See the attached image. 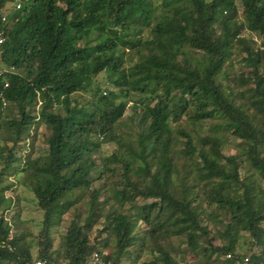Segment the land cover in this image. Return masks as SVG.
<instances>
[{
  "label": "trees",
  "instance_id": "obj_1",
  "mask_svg": "<svg viewBox=\"0 0 264 264\" xmlns=\"http://www.w3.org/2000/svg\"><path fill=\"white\" fill-rule=\"evenodd\" d=\"M240 3L242 23L235 0H0V68L29 74L0 77V184L10 181L0 186V206L17 177L44 213L42 235L27 239L22 230L10 235L1 211L0 264H82L111 243L126 264H180L163 242L181 237L180 252L195 259L202 237L212 255H230L221 264H243L247 239L261 249L251 261H264V188L255 178L264 183V0ZM6 4L14 12L4 24ZM234 54L243 65L231 77L224 66ZM102 73L111 88L96 86L82 104L73 98ZM128 103L143 106L148 118L123 136L117 128ZM216 118L225 121L219 136L192 138L202 121ZM40 124L47 154L23 160ZM229 138L238 141L236 154L224 157ZM243 156L252 173L240 180ZM97 163L105 174L120 164L122 188H91ZM70 212L55 249L51 229ZM216 213L227 222L229 242L221 247L201 225ZM138 223L147 227L141 236Z\"/></svg>",
  "mask_w": 264,
  "mask_h": 264
},
{
  "label": "rangeland",
  "instance_id": "obj_2",
  "mask_svg": "<svg viewBox=\"0 0 264 264\" xmlns=\"http://www.w3.org/2000/svg\"><path fill=\"white\" fill-rule=\"evenodd\" d=\"M154 2H162V0H154ZM236 9H237V22L242 23V7L240 0H235ZM14 12V6L11 4H6V6L1 11V20L2 17H6V23L8 22V19L13 15ZM3 23V22H2ZM250 32L247 30L242 31V36L244 38H248L249 36L253 37L252 40H254L257 45H260L261 39L257 35L249 34ZM127 59L133 58L134 54L133 52H126ZM243 65V61L241 59V56L239 55H232L229 62H227L224 66V69L228 71L231 75V77H234L237 73L240 72L241 67ZM14 72H18L21 75L28 76L29 74L25 69H22L20 72L13 70ZM218 81H221L224 83L225 86H228L230 82H223L221 76H218ZM98 86L102 91H107L109 88H111L110 82L107 80L106 75L104 73L97 76L92 84L88 87L89 92H80L73 96L76 101L79 103H85L91 96L92 90ZM104 95V94H103ZM38 107H36L37 110ZM13 114L16 115V112H13ZM147 113L145 111V108L143 106L139 107L136 106L134 103H128L126 106V110L124 113V116L122 120L120 121V124L118 125L117 131L122 134L123 136H128L129 134H134L136 132L135 126L140 129L142 127V121H147ZM261 117L258 118L257 121L253 122V125L257 128H260L259 123L261 121ZM136 124H135V123ZM225 124V121L222 119H212V120H205L201 122V129L199 133L192 135L193 139H196L197 137L202 138L205 135H220L222 131L225 130V128H222V125ZM213 125H219L221 127L216 128L213 127ZM47 133L46 126L44 124H40L37 130H34L33 128L30 130V137L28 139L27 145L25 150L23 151V160L26 157L30 158H38L45 156L47 154L48 148L46 143L44 142L45 135ZM238 141L233 140L229 138L228 140H225V143L223 144V147H221V152L224 157L232 156L233 154H236V145ZM2 146V142H0V148ZM239 151V150H238ZM92 158L98 159V155L93 153ZM243 163L239 168L238 171V177L240 180L246 179L250 176L252 171L250 170L249 163L246 160V158L243 156ZM97 166L92 170V180H91V188H98L99 186L106 183L107 187H110L112 183L118 185L122 188L123 184L120 183L121 173L122 170L121 165L118 163L110 164V166L115 169L114 173H103V169L101 166L97 163ZM137 166V164L135 165ZM102 172V174H101ZM101 174L100 178H97L98 174ZM256 180L260 183L261 188H264V183H261L260 179L257 178V175H255ZM14 186H12L9 190L4 192V203L0 206V213L1 211H4V217L5 221H7L8 224H11L10 229V235L14 231L22 230L26 236L27 239H33V238H39L40 235H42L43 230V218L44 213L37 207V201L32 193V191L26 187H23L19 184V178L13 177L10 179ZM10 181H2L0 186L4 187L6 186ZM108 183V184H107ZM241 194V191H240ZM100 201H103V197H100ZM82 207V203L79 202L74 207ZM74 209V208H73ZM72 209V210H73ZM207 214H209L208 210H206ZM71 213H66L62 217L61 223L57 227H53L50 232V236L52 238L53 247L56 249V247L59 245V238L60 236L64 235L66 228L68 227L70 221H71ZM210 217V216H209ZM208 215H204L201 217L202 226L206 227L209 231V237L208 239H211V245L214 247H221L223 245H227L229 242L228 237H224L222 235L225 228H226V221L224 218V215H221L220 213H216L211 215L212 222H209ZM264 225V224H263ZM8 226V225H7ZM96 228L93 229L91 235L89 236L90 239H92L94 236H96ZM147 227L144 226L142 223H138L136 227V233H138L139 236L143 234L144 231H146ZM105 237V234H103L101 237L97 239H102ZM246 237V236H245ZM181 242L184 244L186 243V239L184 237H181L180 243L175 239L171 238L170 241L163 242L165 247L167 244L170 245L169 252L170 254L177 258L178 261H180V264H221L225 260H227V256L224 258V256L219 255H212L209 250L210 248L207 246V242L204 240V238L197 239L199 247H197V259L194 258L195 254L193 252H190L188 250L185 253L180 252L179 246L181 245ZM113 243H111L107 247H103L98 245L96 247V250H99V252H103L106 254V256L110 257L111 260L113 259H120L119 263L122 262H128L131 263L130 260H127L125 256H121V252L116 251L114 248ZM185 247V246H184ZM206 248V251L203 249ZM208 248V250H207ZM185 249V248H184ZM134 250V249H132ZM245 251L247 255L244 258L243 264H245V259H248L251 264H254L255 262L252 260L251 257L255 256L256 258L259 257V253L261 251L260 248L254 247L251 245V241L247 239V245L245 248ZM31 252L33 254V258L35 259L37 257L36 250L31 249ZM151 254L145 253L143 254L140 259L143 260L145 257H149ZM155 255V253L153 254ZM135 257V254H134ZM259 261V260H257Z\"/></svg>",
  "mask_w": 264,
  "mask_h": 264
},
{
  "label": "built area",
  "instance_id": "obj_3",
  "mask_svg": "<svg viewBox=\"0 0 264 264\" xmlns=\"http://www.w3.org/2000/svg\"><path fill=\"white\" fill-rule=\"evenodd\" d=\"M18 9H19V6H16V10H18ZM1 21L5 24L6 23V17L5 16L2 17ZM4 41H5L4 30H0V56L2 53L1 46L3 45ZM13 70H15V69L14 68L1 67L0 68V77L2 76V74L6 73V72H14ZM226 256H227L226 259L230 258V255H226ZM105 257H106V254L103 252H99V251L94 252L82 264H112L111 261H106L104 259ZM245 262H246L245 264H251L248 259H245ZM33 264H43V263L40 261H35V262H33ZM260 264H264V261Z\"/></svg>",
  "mask_w": 264,
  "mask_h": 264
}]
</instances>
